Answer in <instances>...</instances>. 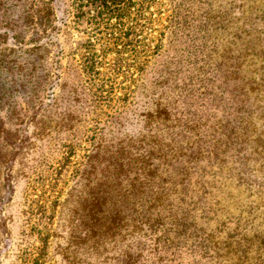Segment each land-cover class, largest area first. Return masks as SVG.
<instances>
[{"label": "trees", "instance_id": "1", "mask_svg": "<svg viewBox=\"0 0 264 264\" xmlns=\"http://www.w3.org/2000/svg\"><path fill=\"white\" fill-rule=\"evenodd\" d=\"M51 1L29 14L38 39L58 31ZM239 3L199 14L162 0H70L69 94L84 111H67L63 148L70 158L88 146L76 170L80 240L103 264H264V0ZM18 37L1 19L0 55ZM132 116L137 135L98 138L100 124Z\"/></svg>", "mask_w": 264, "mask_h": 264}, {"label": "rangeland", "instance_id": "2", "mask_svg": "<svg viewBox=\"0 0 264 264\" xmlns=\"http://www.w3.org/2000/svg\"><path fill=\"white\" fill-rule=\"evenodd\" d=\"M237 1L162 3L165 9L184 11L191 7L201 14L205 10L220 13L240 4ZM43 2L49 0H0V20L13 27L21 42L16 43L14 52L0 55V125L3 138L9 136L8 141L0 139V149L9 156L7 167L11 177V183L1 192L0 264H103L102 258L80 240L77 200L83 182L76 170L83 163L88 146L77 143L70 158L63 148L68 137L67 111L71 109L73 118H79L84 111L80 96L72 98L69 94L72 86L78 84L71 55L78 41L77 33L68 26L72 20L70 0L51 1L58 31H48L47 35H52L49 40L34 37L28 27L29 14L44 8ZM49 41L51 44L47 45ZM11 43L14 40L9 38L7 46L11 47ZM132 117L120 129L100 124L98 138L118 140L119 134L137 135L139 124ZM92 127L90 123L89 128ZM38 199L45 204V212L33 211V202ZM54 201L49 225L47 218L52 214ZM44 231L48 232L45 249L40 241ZM105 255L112 257L113 251Z\"/></svg>", "mask_w": 264, "mask_h": 264}]
</instances>
